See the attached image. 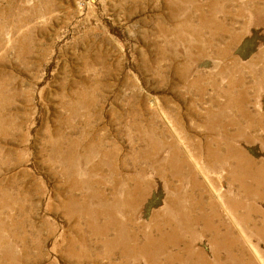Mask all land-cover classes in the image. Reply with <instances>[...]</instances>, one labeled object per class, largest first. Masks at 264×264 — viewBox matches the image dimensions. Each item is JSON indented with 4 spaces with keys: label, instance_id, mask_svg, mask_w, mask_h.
Wrapping results in <instances>:
<instances>
[{
    "label": "rangeland",
    "instance_id": "obj_1",
    "mask_svg": "<svg viewBox=\"0 0 264 264\" xmlns=\"http://www.w3.org/2000/svg\"><path fill=\"white\" fill-rule=\"evenodd\" d=\"M0 264H264V0H0Z\"/></svg>",
    "mask_w": 264,
    "mask_h": 264
}]
</instances>
